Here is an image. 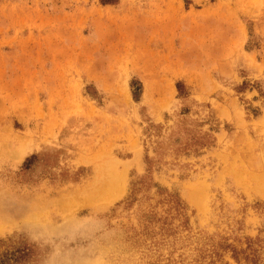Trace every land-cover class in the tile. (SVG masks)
Listing matches in <instances>:
<instances>
[{"label":"rangeland","instance_id":"obj_1","mask_svg":"<svg viewBox=\"0 0 264 264\" xmlns=\"http://www.w3.org/2000/svg\"><path fill=\"white\" fill-rule=\"evenodd\" d=\"M0 210L18 264H264V0H0Z\"/></svg>","mask_w":264,"mask_h":264},{"label":"bare ground","instance_id":"obj_2","mask_svg":"<svg viewBox=\"0 0 264 264\" xmlns=\"http://www.w3.org/2000/svg\"><path fill=\"white\" fill-rule=\"evenodd\" d=\"M111 168H112V166L100 167V170H98L99 171V176L97 178L98 180H96L95 186H92L93 188L92 189L90 188L91 190L87 193L88 194L87 199L90 198L94 201L99 200V197L111 195L112 193H115L114 189H118L120 187L121 181H122V176L120 177V175H117V172H115V170L113 171V169H111ZM101 171H102V174H101ZM202 192L203 191L197 187H192L190 189V194L196 198H200V196L202 195ZM1 210H2V208H1ZM1 210H0V232L5 228V225L7 223H9L10 219H12L11 216L4 214ZM6 213H7V211H6ZM18 215H20V214H18ZM11 223H9V224H11Z\"/></svg>","mask_w":264,"mask_h":264},{"label":"trees","instance_id":"obj_3","mask_svg":"<svg viewBox=\"0 0 264 264\" xmlns=\"http://www.w3.org/2000/svg\"><path fill=\"white\" fill-rule=\"evenodd\" d=\"M29 251L25 250H17V252H12L8 260H5L3 257L6 255H1L0 253V264H18L20 263L25 257H27Z\"/></svg>","mask_w":264,"mask_h":264}]
</instances>
